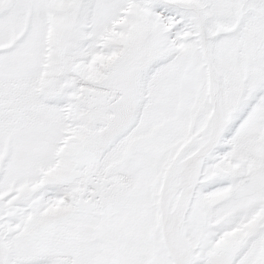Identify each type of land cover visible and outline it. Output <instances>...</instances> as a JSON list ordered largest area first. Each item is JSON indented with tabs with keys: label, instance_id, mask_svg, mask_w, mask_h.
Returning a JSON list of instances; mask_svg holds the SVG:
<instances>
[{
	"label": "snow or ice",
	"instance_id": "obj_1",
	"mask_svg": "<svg viewBox=\"0 0 264 264\" xmlns=\"http://www.w3.org/2000/svg\"><path fill=\"white\" fill-rule=\"evenodd\" d=\"M0 264H264V0H0Z\"/></svg>",
	"mask_w": 264,
	"mask_h": 264
}]
</instances>
